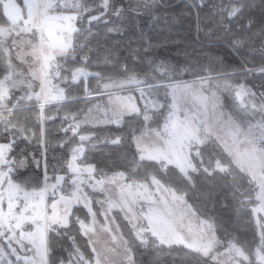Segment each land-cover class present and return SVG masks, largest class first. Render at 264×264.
<instances>
[{"label": "snow or ice", "instance_id": "1", "mask_svg": "<svg viewBox=\"0 0 264 264\" xmlns=\"http://www.w3.org/2000/svg\"><path fill=\"white\" fill-rule=\"evenodd\" d=\"M11 2L21 9L24 20L14 23L3 11L9 0H0V45H6L13 34L19 35L15 31L17 24L22 27L26 23L29 25L27 31L37 34L38 43L29 42L28 50L20 47L17 53V63L28 65L27 74L17 67L10 55L3 58V71H0V264H94L84 256L75 236L70 234L74 225L80 235L87 237L96 232L99 223L94 202L89 196V190H98L94 183L98 178L95 166L88 163L85 153L86 147L95 149L104 141H98L91 128L97 125L120 127L124 115L140 113L137 98L146 94L148 80L128 63H119L120 76L104 72L100 65H110L112 61L105 56L102 61L94 62L88 55L91 51L89 38L93 36L94 25L107 24L112 17L119 19L130 10L137 14L141 9L150 12L156 0H137L134 9L131 4L119 0ZM206 4L207 0H191L190 7L199 16ZM26 10L31 11L25 15ZM238 11L229 13L228 18L232 19ZM45 20L57 23L55 38H48L47 32L42 31L41 24ZM251 23L249 21L246 27ZM107 31L121 33L122 25H114ZM74 34L79 36V43L75 45ZM12 43L16 45L17 42ZM4 51L7 54L9 50L5 47ZM20 52L24 54L20 55ZM29 56L32 57L31 63L26 59ZM155 71L167 73L168 69L161 62ZM90 78L96 82L95 89L89 86ZM73 86L81 88L84 98L91 102L92 106L86 111L66 110L65 101L79 99L71 95ZM128 87H133L136 94L125 95L118 91ZM14 91L22 94L13 99ZM97 97L102 99L97 102ZM49 105L56 106L60 117L57 131L65 134L57 138V147L68 153L67 156L54 157L55 164L48 159L47 125L57 116L46 111ZM17 113H35V121L29 116L14 120ZM85 125L91 127H83ZM118 141L119 137L110 142ZM21 143L25 148L17 152ZM32 144L39 145V155L27 150V145ZM26 163L39 172L32 181L25 176L34 173L20 171ZM81 209L85 215H81ZM52 234L67 237L72 250L65 248L64 254L56 255L51 247ZM91 250L95 264H99L95 258L96 249L92 247Z\"/></svg>", "mask_w": 264, "mask_h": 264}, {"label": "trees", "instance_id": "2", "mask_svg": "<svg viewBox=\"0 0 264 264\" xmlns=\"http://www.w3.org/2000/svg\"><path fill=\"white\" fill-rule=\"evenodd\" d=\"M119 2L131 4L134 9L137 0ZM190 5L191 0H156L150 12L141 9L137 14L130 10L119 19L111 18L107 24L100 22L93 26V36L89 38L91 43L88 45L91 49L88 53L90 58L96 62L108 56L112 64H101L100 67L109 75L116 76L122 75L118 71L119 63H128L140 76L156 81L147 90L162 99L164 105L153 112L149 122L140 114H134L126 116L120 127H92L96 139L104 142L98 143L95 149L86 147L85 154L88 163L95 166V175L98 177L120 174L129 181L137 182H147L154 177L164 186L185 195L197 216L212 223L216 235L224 244L232 242L240 247L248 258L247 264H262L257 260V253L262 251L264 255V218L260 219L259 227L253 211L257 205L254 186L218 145L213 143L195 147L198 153L191 156L195 169L185 175L175 166L140 158L133 144V138L146 128L161 129L169 111L168 99L164 95L165 86L217 76H249L258 69H264V47L261 46L264 40V0H207L199 16ZM237 9L236 15L229 19V13ZM249 21H252L251 26L246 27ZM114 25H122V32L114 34L107 31ZM237 40L242 43L236 44ZM78 43L79 36L75 44ZM77 51L79 53V49ZM169 55L186 65L188 71L180 77L160 83L162 77L155 70L161 59ZM0 56V71H3L1 53ZM93 67H96L95 63ZM248 68L258 69L246 71ZM89 86L92 89L96 87V82L91 78ZM157 89L160 90L159 95L155 91ZM70 91L73 97L79 99L65 101L66 110L86 111L91 106L81 88L73 86ZM122 92L134 93L135 89ZM46 111L57 116L47 125L48 159L51 164H55V158L68 155L57 147V138L65 134L57 131L60 117L56 106L49 105ZM25 116L35 121V113H17L13 119L23 120ZM117 137V143L110 142ZM21 148H25V144L21 143L17 152ZM27 150H34L39 155V145H27ZM217 163L224 168H217ZM21 172L34 173L25 176L30 181L39 175L38 170L31 167ZM89 196L93 200L98 197L91 190ZM80 212L85 215L83 209ZM115 219L133 250L137 264H220L186 246L167 247L154 238L149 247H144L133 236L132 229L120 212L115 213ZM70 234L75 236L84 256L93 260L88 239L80 235L74 225ZM51 247L56 255L64 254L65 248L72 250L67 237L60 238L55 234L51 235Z\"/></svg>", "mask_w": 264, "mask_h": 264}, {"label": "rangeland", "instance_id": "3", "mask_svg": "<svg viewBox=\"0 0 264 264\" xmlns=\"http://www.w3.org/2000/svg\"><path fill=\"white\" fill-rule=\"evenodd\" d=\"M28 11L31 10H26L25 15ZM5 12L14 23L24 20L21 9L11 0L6 5ZM28 27L27 23L22 27L17 24L15 31L19 35L13 34L6 45H0L2 60L10 55L13 62L17 63L20 47L28 50L29 42L38 43L37 34L29 33ZM41 27L42 31L47 32L48 38H55L58 31L55 21L45 20ZM77 39L78 34H74V45ZM12 41H16V45ZM262 45L264 47V40ZM5 47L9 50L7 54ZM23 54L20 52V55ZM167 57L161 59L167 66V73L156 71L162 77L160 83L180 77L188 71L186 65L171 55ZM26 59L31 63V56ZM17 67L27 74L28 65L17 63ZM257 69L248 68L246 71ZM146 79V94L137 98L140 113L126 114L123 119L140 114L149 122L153 112L163 107L164 101L147 90L156 81ZM130 88L133 87L123 90ZM164 90L169 111L161 129L146 128L133 138L139 157L175 166L188 175L195 169L191 160L192 154L198 153L194 150L195 147L213 143L218 145L253 184L257 201L253 211L260 227V219L264 218V71H256L249 76L209 77L168 85ZM155 91L159 95L160 90ZM21 94V91H14L13 99ZM101 99L96 100L99 102ZM140 100L143 103H139ZM6 103L11 104L12 101ZM99 126L108 125L95 127ZM28 167L30 166L26 163L21 171ZM217 168L224 167L217 163ZM96 177L98 179L94 183L98 189L95 191L98 197L91 199L99 223L96 232L89 233L86 238L91 248L96 249L95 258L99 260V264H137L133 250L115 219L116 212L122 214L132 229L133 236L144 247H149L154 238L167 247L186 246L220 264H247L248 258L241 248L232 242L224 244L216 235L212 223L197 216L185 195L164 186L156 178L137 182L129 181L120 174ZM257 260L264 264L262 251H258ZM93 262L95 264V259Z\"/></svg>", "mask_w": 264, "mask_h": 264}, {"label": "crops", "instance_id": "4", "mask_svg": "<svg viewBox=\"0 0 264 264\" xmlns=\"http://www.w3.org/2000/svg\"><path fill=\"white\" fill-rule=\"evenodd\" d=\"M3 11L5 12V8L3 9ZM6 13V12H5ZM15 58V57H14Z\"/></svg>", "mask_w": 264, "mask_h": 264}]
</instances>
